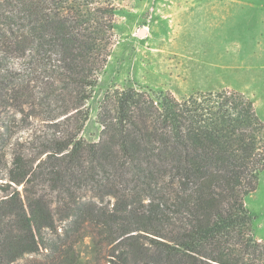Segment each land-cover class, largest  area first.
Here are the masks:
<instances>
[{
	"label": "trees",
	"instance_id": "trees-1",
	"mask_svg": "<svg viewBox=\"0 0 264 264\" xmlns=\"http://www.w3.org/2000/svg\"><path fill=\"white\" fill-rule=\"evenodd\" d=\"M120 10L0 0V264H264L244 203L264 124L244 94L114 88L82 137Z\"/></svg>",
	"mask_w": 264,
	"mask_h": 264
},
{
	"label": "rangeland",
	"instance_id": "rangeland-1",
	"mask_svg": "<svg viewBox=\"0 0 264 264\" xmlns=\"http://www.w3.org/2000/svg\"><path fill=\"white\" fill-rule=\"evenodd\" d=\"M113 46L89 102L82 137L96 142V113L114 88L168 91L176 98L228 89L249 98L264 124V0H115ZM264 70V69H263ZM261 77L259 87L256 78ZM253 85V86H251ZM27 136L37 129V122ZM40 125V124H39ZM252 231L264 241V170L245 198ZM83 262L93 260L90 237L75 245Z\"/></svg>",
	"mask_w": 264,
	"mask_h": 264
},
{
	"label": "crops",
	"instance_id": "crops-1",
	"mask_svg": "<svg viewBox=\"0 0 264 264\" xmlns=\"http://www.w3.org/2000/svg\"><path fill=\"white\" fill-rule=\"evenodd\" d=\"M263 69H264V66H262V68H260V70L264 71ZM260 79H261V77H259V76H258V78H256V80H257V84H256V85H258L259 87H263V86H261V85L259 84ZM251 86H253V85H251Z\"/></svg>",
	"mask_w": 264,
	"mask_h": 264
}]
</instances>
